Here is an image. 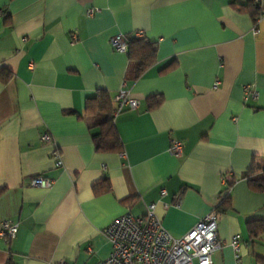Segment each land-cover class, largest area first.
I'll return each instance as SVG.
<instances>
[{
    "label": "crops",
    "instance_id": "1",
    "mask_svg": "<svg viewBox=\"0 0 264 264\" xmlns=\"http://www.w3.org/2000/svg\"><path fill=\"white\" fill-rule=\"evenodd\" d=\"M237 1L0 0V221L18 224L0 237V264H96L110 251L103 229L126 209L143 215L154 203L163 227L182 234L226 193L212 264H262L264 191L243 174L253 157L264 162V16ZM135 33L156 58L126 80L127 53L110 38ZM245 85L255 99L243 100ZM121 89L138 101L114 115L122 151L97 152L86 99ZM152 95L162 102L147 110ZM172 140L182 141L178 156ZM40 174L49 188L30 185ZM225 174L236 179L229 190ZM250 220L263 223L258 238Z\"/></svg>",
    "mask_w": 264,
    "mask_h": 264
},
{
    "label": "built area",
    "instance_id": "2",
    "mask_svg": "<svg viewBox=\"0 0 264 264\" xmlns=\"http://www.w3.org/2000/svg\"><path fill=\"white\" fill-rule=\"evenodd\" d=\"M263 5L264 0H253ZM97 8L86 10L87 15L96 12ZM4 12L0 9V18ZM140 37L142 33H135ZM110 44L115 51H126V40L123 35L117 34L110 38ZM256 90L250 85L243 87V100L255 99ZM114 103L113 116L124 109H137L138 101L128 97L126 90L121 89L112 98ZM40 142L51 144L52 137L47 132L40 133ZM182 149V141H170L168 152L178 156ZM55 166L59 167L61 161L58 153H54ZM225 185L224 176L221 177ZM30 185L49 188L52 180L42 174L31 178ZM160 194H165L164 189ZM217 213L211 210L197 221L185 233H175L163 227L160 218L155 214V204L146 205L143 215L134 216L128 209L113 219L104 229L103 234L110 244L108 255L96 264H212V254L222 246L217 237ZM18 224L10 220L0 221V237L13 238L17 232ZM240 236L234 235L230 245L235 253L236 260L240 248ZM90 251V249H89ZM59 264H65L60 262ZM87 264V263H85Z\"/></svg>",
    "mask_w": 264,
    "mask_h": 264
},
{
    "label": "trees",
    "instance_id": "3",
    "mask_svg": "<svg viewBox=\"0 0 264 264\" xmlns=\"http://www.w3.org/2000/svg\"><path fill=\"white\" fill-rule=\"evenodd\" d=\"M233 3L238 4L237 0ZM264 5V4H263ZM256 4L253 0H245V3L239 6L240 11L247 12L255 20L264 16V6ZM5 16V15H4ZM126 40V53L128 57V67L126 70V80H136L140 75L149 68L156 58V45L144 36L137 37L128 35ZM162 102L161 95H152L146 99L147 110H152ZM114 103L112 98L103 90L97 91L92 97L86 99L85 112L87 113L90 129H96L92 134L95 151L97 152H115L122 151V145L118 133L114 127L112 114ZM243 178L247 181L252 189L264 191V162H257L253 157L250 166L244 172ZM225 188L229 190L235 183L236 179L232 175L225 174ZM229 200V194L223 195L220 202L216 205L215 211H226ZM248 234L252 238H258L263 231L261 220H250L246 223ZM264 264V259H260ZM7 264H14L10 259Z\"/></svg>",
    "mask_w": 264,
    "mask_h": 264
},
{
    "label": "water",
    "instance_id": "4",
    "mask_svg": "<svg viewBox=\"0 0 264 264\" xmlns=\"http://www.w3.org/2000/svg\"><path fill=\"white\" fill-rule=\"evenodd\" d=\"M264 6V5H263Z\"/></svg>",
    "mask_w": 264,
    "mask_h": 264
}]
</instances>
